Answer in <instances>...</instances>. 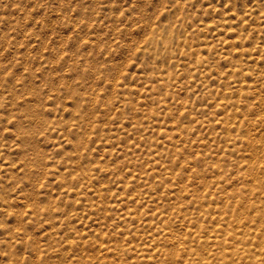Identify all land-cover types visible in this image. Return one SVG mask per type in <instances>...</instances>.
Segmentation results:
<instances>
[{"label":"rangeland","instance_id":"1","mask_svg":"<svg viewBox=\"0 0 264 264\" xmlns=\"http://www.w3.org/2000/svg\"><path fill=\"white\" fill-rule=\"evenodd\" d=\"M0 264H264V0H0Z\"/></svg>","mask_w":264,"mask_h":264}]
</instances>
